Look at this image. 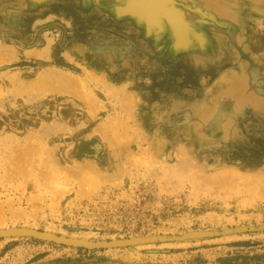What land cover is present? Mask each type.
<instances>
[{
    "label": "rangeland",
    "instance_id": "374dc122",
    "mask_svg": "<svg viewBox=\"0 0 264 264\" xmlns=\"http://www.w3.org/2000/svg\"><path fill=\"white\" fill-rule=\"evenodd\" d=\"M0 264H264V0H0Z\"/></svg>",
    "mask_w": 264,
    "mask_h": 264
},
{
    "label": "bare ground",
    "instance_id": "6f19581e",
    "mask_svg": "<svg viewBox=\"0 0 264 264\" xmlns=\"http://www.w3.org/2000/svg\"><path fill=\"white\" fill-rule=\"evenodd\" d=\"M137 197L139 198V196H137ZM137 207H139V208H140L139 204H138V206H137ZM135 210H136V209H135ZM132 213H133V212H132ZM139 213H141V212H139ZM142 215H143V214H142ZM135 217H136V216H135ZM140 217H141V216H140ZM136 218H137V217H136ZM136 218H135V219H136Z\"/></svg>",
    "mask_w": 264,
    "mask_h": 264
}]
</instances>
